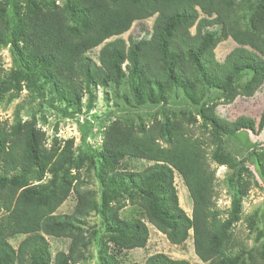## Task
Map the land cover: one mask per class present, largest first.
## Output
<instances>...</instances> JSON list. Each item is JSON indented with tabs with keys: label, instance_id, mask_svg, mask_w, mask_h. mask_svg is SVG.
Here are the masks:
<instances>
[{
	"label": "trees",
	"instance_id": "obj_1",
	"mask_svg": "<svg viewBox=\"0 0 264 264\" xmlns=\"http://www.w3.org/2000/svg\"><path fill=\"white\" fill-rule=\"evenodd\" d=\"M152 16L148 38L127 42L119 37L134 21ZM227 38L237 46L220 62L214 50ZM102 43L96 62L87 53ZM1 45L10 46L15 68L5 72L0 67V99L24 80L42 98L48 87L53 96L45 102L72 117L69 108L80 109L84 92L91 108L92 86L119 89L127 83L132 100L126 93L122 97L130 107L165 106L173 96L195 111L178 117L162 109V118L148 123L117 118L105 130L101 148L85 155L99 185L96 210L109 234L97 239L96 264H120L108 253V242L116 250L146 245L145 220L118 215L125 196L171 244L185 242L191 231L194 252L206 264H264V226L255 236L261 240L258 250L244 248L234 231L251 178L257 184V175L264 187V148L248 138L264 132V108L258 124L244 115L228 120L216 110L219 100L250 97L264 82V0H0ZM234 137H241L245 149L240 159L226 149ZM72 147L73 139L62 147L55 139L46 147L33 119L0 123V264L85 259L87 240L80 224L93 203L80 181L73 183L78 176L71 169L78 172L84 161ZM125 157L152 163L141 171H122ZM211 161L229 169L227 217L215 204ZM175 172L191 198L190 215L179 205ZM47 175L49 180L41 181ZM72 189L74 210L56 213ZM16 235L24 237L15 247L9 240ZM47 236L70 238L68 252L52 257ZM129 264L191 263L156 252L144 263Z\"/></svg>",
	"mask_w": 264,
	"mask_h": 264
},
{
	"label": "rangeland",
	"instance_id": "obj_2",
	"mask_svg": "<svg viewBox=\"0 0 264 264\" xmlns=\"http://www.w3.org/2000/svg\"><path fill=\"white\" fill-rule=\"evenodd\" d=\"M42 3L48 0H40ZM65 0H55L56 3L61 4ZM240 2V0H236ZM155 16L134 21L129 30L119 35L128 42L129 38L132 40H140L148 38L151 33V27ZM246 22V20H244ZM216 27H208L209 30H214ZM191 33L195 32V27L190 29ZM115 37L109 38L111 40ZM105 41V42H106ZM104 43L94 47L88 51V55L98 62L99 50ZM237 44L232 38L220 42L215 50V57L218 61H223L225 56ZM0 67L5 72L15 68L13 55L9 45L0 46ZM247 79V77H246ZM16 90L6 92L0 99V123L2 125H11L17 121L24 122L27 120H34L36 128L44 132L45 145L51 147L53 141L56 139L60 147L64 145L67 139H73L74 156H81L83 161L86 154H95L102 146L105 130L117 118L126 119L129 122H138L140 120L148 123L153 119L162 118V109L165 114L169 115L171 112L181 116L182 113L195 114L193 107L187 103L179 102L178 98L171 97L172 102L165 104V106H154L151 108L130 107L128 102L122 97L123 93L129 96V88L127 83L121 85L119 89L109 86H92L93 99L91 108H87L89 101L88 93L84 92L81 97V106L78 108H69L73 113L72 117H64L56 108L49 106L45 99L50 98L53 94L48 90H44V98L38 96L26 85L24 80L19 81ZM264 108V82L260 88L250 97L237 96L232 102L225 103L222 100L218 101L216 107L217 113L220 117L234 120L238 116L244 115L253 118L258 124L262 110ZM198 123L201 121L197 116ZM250 141H259L260 147L264 148V132L250 133L248 135ZM241 137L230 138L226 142V149L240 159L245 154V149L240 143ZM151 161L145 159H137L125 157L120 161L119 169L127 171H141ZM88 161L85 160L83 167L80 170L71 169L72 174L78 176L73 183L80 181L79 187L82 191H87L92 197L93 206L89 208L86 215L82 217L81 227L83 235L87 240V247L85 250V259L76 264H96L99 249L101 245L97 244V239L103 237L108 239L109 234L105 232L101 225V216L97 213L95 204L99 200V185L96 181L92 169L88 167ZM210 167L215 170L216 185H215V204L221 211L223 217H227L232 199V188L228 184L227 175L229 169L227 165H219L211 161ZM250 168L255 172L252 165ZM256 174V173H255ZM50 175H47L41 181L49 180ZM251 178V185L242 200L241 220L235 224L234 231L236 237L243 243L244 248H252L254 250L260 249V241L255 239L257 230L264 226V187L257 175ZM40 182V181H39ZM174 185L177 190L179 205L190 215L192 201L188 194L180 175L174 173ZM124 206L119 210L120 218L129 219L132 217H142L149 230L146 245L142 248L121 249L116 250V247L111 242H108V253H114L115 258L120 264H129L133 262L144 263L145 259L153 253L163 252L174 259H185L191 264H206L202 262L194 252L192 235L181 244H171L166 236L159 232L151 223H149L143 215V209L133 202L130 198L123 197ZM77 202V196L72 189L66 200L58 207L56 213L69 214L74 210ZM113 204V203H112ZM94 231H98L95 234ZM24 235H16L10 238V243L17 246L18 242ZM49 242V248L52 257L58 251L68 252L70 245V238L67 237H46Z\"/></svg>",
	"mask_w": 264,
	"mask_h": 264
}]
</instances>
